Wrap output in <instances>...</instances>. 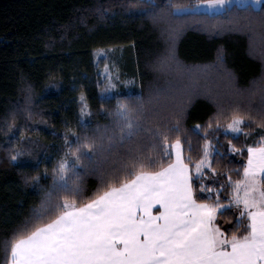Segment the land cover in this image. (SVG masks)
<instances>
[{
	"label": "snow or ice",
	"instance_id": "obj_1",
	"mask_svg": "<svg viewBox=\"0 0 264 264\" xmlns=\"http://www.w3.org/2000/svg\"><path fill=\"white\" fill-rule=\"evenodd\" d=\"M205 2L223 5L228 17L199 23L202 30L246 33L264 59L261 0L242 5L248 15L228 0ZM134 7L144 8L165 40L153 70L182 79L164 87L149 81L136 94L122 95L137 84L135 74L121 80L125 73L116 63H105L96 73L97 106H90L80 85L74 122L64 117L62 132L53 133H60L59 158L42 170L39 164L52 155L49 145L23 131L17 137L16 113H10L12 139L0 148L10 162L37 153L38 170L22 171L21 177L25 187L36 190L39 203L5 239L4 264H264V72L241 86L222 46L211 62L188 64L178 44L193 25L181 6L146 0L122 5L116 14ZM254 8H259L255 15ZM94 11L103 19L114 9ZM199 98L216 111L188 125ZM22 111L29 120L38 115L30 107ZM40 123L47 121L41 117ZM194 136L203 141L197 144L198 159L191 155ZM28 163L19 160L22 167ZM88 178L97 181L91 195ZM227 212L232 224L226 228L228 220L220 221Z\"/></svg>",
	"mask_w": 264,
	"mask_h": 264
},
{
	"label": "trees",
	"instance_id": "obj_2",
	"mask_svg": "<svg viewBox=\"0 0 264 264\" xmlns=\"http://www.w3.org/2000/svg\"><path fill=\"white\" fill-rule=\"evenodd\" d=\"M146 0H0V145L8 146L12 139L7 124H12L10 113L23 104L24 89L31 85L35 91L31 110L38 113L32 120L23 111L16 117L13 130L19 137L21 131L40 144L49 145L52 154L46 163L39 164L51 168L59 158L57 151L63 119H75L78 111L80 85L88 95L90 106L94 109L98 100V65L103 59L94 62V52L98 48L115 49L121 55L114 58L116 66L137 81L133 91L121 92L122 95L136 94L140 84L154 81L161 87L170 81L182 79L175 73H157L152 68L156 57L164 50L165 40L161 30L147 18L144 8L134 7L119 12L122 5L143 4ZM181 9L193 7L205 0H172ZM264 5V0L261 1ZM233 4L231 6H234ZM113 8L103 19L94 11L95 7ZM230 6V7H231ZM248 15L244 8L236 9ZM259 8L251 10L255 15ZM192 23L182 35L178 52L188 64L211 62L222 46L227 53V66L236 74L241 86L249 85L264 72V59L258 51H253L248 35L243 32H225L220 35L202 30L199 23L209 24L226 22L228 13L204 11H182ZM183 79H186L183 78ZM213 87L217 82L213 80ZM222 88V85L220 86ZM216 111L214 104L205 98L196 99L191 108L188 125L196 121H206ZM229 115L227 110L225 116ZM43 117L47 123H40ZM7 118V123L5 122ZM211 139V137H209ZM224 139L223 136L220 137ZM49 142H51L49 144ZM13 143H17L13 140ZM197 137L192 138L191 155L198 159L200 153ZM19 146V145H18ZM226 147V142H225ZM187 152V148L185 149ZM39 158L43 149L38 150ZM37 153H33L36 156ZM33 156L18 158L10 162L0 148V264H4V241L27 216L32 206L39 203L36 190L25 187L22 171L34 174L36 161ZM19 160H27L25 166ZM235 176V174H233ZM43 182V181H42ZM97 187L95 178L86 180L87 193L91 195ZM232 213L227 212L221 219L232 224Z\"/></svg>",
	"mask_w": 264,
	"mask_h": 264
},
{
	"label": "rangeland",
	"instance_id": "obj_3",
	"mask_svg": "<svg viewBox=\"0 0 264 264\" xmlns=\"http://www.w3.org/2000/svg\"><path fill=\"white\" fill-rule=\"evenodd\" d=\"M247 2H248V0H228V5L229 6H231L233 4L243 5L244 3H247ZM186 10H191V11H204V12L212 13V12H220V11H223L224 10V6L223 5H216L214 3L201 2V3H198L197 5H195L193 7H188V8L182 9V11H186ZM101 50H105V51L102 52ZM111 52H112V49L111 48H109V49L98 48L97 50H95V52H94V62H95V64L98 65L97 59H100L101 56H105V55L107 56V59H103L102 62L98 65V69L102 70L105 63H111V62L114 61V58L115 57L118 58L121 55V52L120 51H115L114 50L113 53H111ZM131 78L132 77L125 76V75H122L120 77L121 80H123V79H131ZM135 88H136V85H132V86H130L127 89H122L121 92L133 91V90H135Z\"/></svg>",
	"mask_w": 264,
	"mask_h": 264
},
{
	"label": "clouds",
	"instance_id": "obj_4",
	"mask_svg": "<svg viewBox=\"0 0 264 264\" xmlns=\"http://www.w3.org/2000/svg\"><path fill=\"white\" fill-rule=\"evenodd\" d=\"M35 95V91L33 87L29 84L27 87L24 89V98H23V104L20 108L18 109H13L12 112L16 113V117L20 114L23 108L29 107L33 103V98ZM11 118V115H10ZM12 119V118H11Z\"/></svg>",
	"mask_w": 264,
	"mask_h": 264
}]
</instances>
